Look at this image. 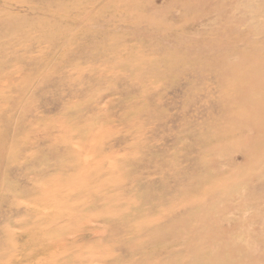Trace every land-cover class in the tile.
Wrapping results in <instances>:
<instances>
[{"label":"rangeland","instance_id":"374dc122","mask_svg":"<svg viewBox=\"0 0 264 264\" xmlns=\"http://www.w3.org/2000/svg\"><path fill=\"white\" fill-rule=\"evenodd\" d=\"M0 264H264V0H0Z\"/></svg>","mask_w":264,"mask_h":264}]
</instances>
